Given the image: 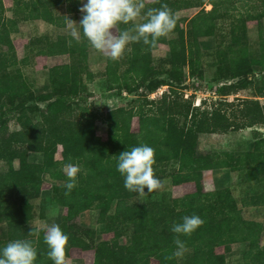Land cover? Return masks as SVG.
<instances>
[{
	"label": "trees",
	"instance_id": "obj_1",
	"mask_svg": "<svg viewBox=\"0 0 264 264\" xmlns=\"http://www.w3.org/2000/svg\"><path fill=\"white\" fill-rule=\"evenodd\" d=\"M78 1H26L23 16L26 19H43L58 26L65 25V15H55L53 8L69 2L72 9ZM227 1H223V10L219 9L220 2L217 0H209L212 5L210 10L203 7L205 0H154L148 8H160L167 4L178 17V28L179 22L187 19L177 15L179 9L202 7L194 14L192 32L201 37L211 35L214 20L227 16L236 7L230 0ZM250 17L253 15L246 18ZM262 17L264 0L263 9L257 15L258 19ZM246 18L239 16L231 22V43L217 60L225 79H237L235 83L223 86L222 91L253 84L248 74L254 71V66L264 67V52L261 58H257L251 52V44H240L242 38H247ZM130 26L120 25L119 28ZM18 27L17 18L5 16L4 3L0 0V45L9 48L0 53V87L9 89L6 95H0V128L10 120L28 127L22 119L31 116V151H35L31 153V161L26 150L0 152V157L8 158L10 167L8 171L0 173V223L5 222L8 226V237L0 241V249L11 241L28 239L37 251L35 264H54L48 257L49 249L44 235H29L32 228L38 229L30 225L36 216L32 201L41 194L42 176L47 173L57 181L67 180L64 186H53L57 202L68 210L63 222L67 227L65 234L69 237L67 256L74 244L84 250L94 248L95 264H150L152 258H156L159 264H228L225 255L216 252V247L229 241H242L249 242L243 253L244 264H264V248L259 242L264 226L241 215L237 200L229 188L205 191L202 182L205 171L223 167L245 173V179L255 190L247 203L264 207V192L260 189L264 183V137L257 142L254 150L241 154L201 151L198 146L199 133L209 128L203 124L210 120L208 118L212 114L206 110L203 111L204 118L196 119L197 113L190 112L193 102L183 98L179 100L178 96L175 100L164 91L157 108L150 109L152 111L149 113L143 108L141 111L124 106L112 109L107 114L108 139L104 140L96 132L93 115L81 121L72 120L77 105L88 97V83L95 78L88 65L90 45L83 34L79 43L70 34H60L56 39L46 37L45 43L41 44L40 49L47 56L69 54L72 58L49 69L50 90L34 97L37 101H48L44 109L25 104L30 98V89L21 70L10 68L16 59L11 35ZM178 31L177 39L168 35L158 41L155 49L160 44H168L171 52V57L160 70L154 65L155 49L142 41L130 42L118 61L107 57L103 81L105 89L132 92L144 86L150 94L167 85L169 90L176 93L175 88L186 80V67L192 77L203 78V71L198 68L201 60L194 51L192 41H186L184 27L178 28ZM227 50L234 55H227ZM260 50H264V41ZM159 72L163 75H159ZM146 101L151 107L156 104L155 100ZM38 114L44 120L34 123ZM135 115L139 116L136 130L132 128ZM22 136L23 141L19 142L25 144L29 136ZM58 143L63 146L61 160L55 157ZM141 144L155 150V175L160 174L165 165L176 164L177 169L172 173L173 182L195 181L197 189L171 202L135 201L139 194L125 188L124 177L117 171V162L120 153ZM18 155L21 161L16 168L12 161ZM67 163L79 165L81 172L77 177V186L66 196L68 177L63 167ZM14 189L22 192L11 203L12 198L7 194L13 196ZM147 191L145 189V194H150ZM90 208L99 209L101 219H107L106 230L115 231L117 236L125 231L130 236L129 241L116 245L101 240L93 246L85 234L93 236L95 232L81 230L75 221L77 216ZM192 215H198L204 221L203 225L190 236L180 235L187 248L182 257L166 259L176 250L174 240L177 234L171 231L173 224L181 223L183 217Z\"/></svg>",
	"mask_w": 264,
	"mask_h": 264
},
{
	"label": "rangeland",
	"instance_id": "obj_2",
	"mask_svg": "<svg viewBox=\"0 0 264 264\" xmlns=\"http://www.w3.org/2000/svg\"><path fill=\"white\" fill-rule=\"evenodd\" d=\"M26 1L31 0H3L5 16L17 18L19 21L18 30L11 35L16 59L15 64L10 68H19L25 77L30 89L28 91L30 98L26 100L25 104L30 106L36 105L45 109L48 101H37L34 97L50 90L49 69L54 65L67 63L72 58L69 54L47 56L42 53L40 46H43L41 44L45 43L43 41H45L46 37L56 39L60 34H70V30L66 24L58 26L43 19L24 18ZM153 1L145 0V10ZM217 1L220 2L219 9L223 10V5L227 0ZM223 1L225 2L223 3ZM230 1L236 7L227 16L214 20L213 32L208 36L197 37L192 33L194 30V14L202 7H182L177 12L179 17L187 18L185 21L179 22L178 28L184 27L186 41H192L194 51L201 60L198 68L203 71L204 77H192L189 74V68L186 67V80L182 85H179V88H175L176 93L173 90H169L170 88L167 85L158 88L153 92L154 94H149L144 86L132 92L106 90L103 81L107 56L90 46L88 65L94 73L95 78L92 82L88 83V97L77 105L78 108L72 114L74 117L72 120L81 121L93 115L92 119L97 134L102 139L107 140L109 129L107 114L112 109L124 106L125 108L133 107L141 111L143 108L144 111L149 113L152 111L150 109L157 108L162 93L167 91L168 96L175 100L177 99L176 96H178L179 100L183 98L184 100L193 102L190 112L197 113L196 119L204 118L205 113L203 111L206 110L210 115L212 114L208 118L210 120L203 124V126H209V128L199 133L198 146L201 151L241 154L254 150L257 142L264 137V67L261 65L254 66V71L248 74V78L254 81L253 84L246 87L237 86L236 88L222 91L223 86H229L235 83L237 79H225L222 76L224 72L222 73L219 70L217 60L220 59L221 52L223 51L224 54L227 46L231 43V22L235 21L239 16L246 18L248 15H253V17L246 18L245 33L247 38H242L240 44H251V52L257 58L262 57L264 50H260V48L262 41H264V17L258 19L257 15L263 9V0ZM86 2L87 0H79L72 6V9L69 2L57 5L53 8L54 14L65 15V17L67 16L76 23H79L84 15L81 13L80 8ZM203 7L206 10H210L212 5L209 0H205ZM143 21L144 16L142 15L138 18L137 22ZM76 27L82 34V29L79 28L78 24ZM178 28L176 26L168 35L173 39H177ZM8 50L7 45H0V53ZM227 53V55H234L233 52H229L228 50ZM170 57L169 45L160 44L154 50L155 67L158 70L162 69ZM159 75L163 74L159 72ZM8 91L7 87H0V95H6ZM150 99L156 102V104H152V107L146 104L148 103L146 100ZM142 104L143 106L141 107ZM43 120L38 114L34 123H41ZM22 122H27L28 127L10 120L9 123L7 122L5 126L0 128V152L10 149L26 150L28 152L27 157L31 161V153L35 152L31 151V116L25 117L22 119ZM138 125L139 116L135 115L132 121V128L136 130L138 129ZM13 133L19 134L14 135ZM24 134L29 136L25 144L19 142L23 141L22 135ZM55 157L59 160L63 158V146L60 143L56 144ZM20 161L21 157L18 155L12 162L17 168L20 166ZM176 167V164L165 165L163 171H160V174L156 175L157 178L164 182L163 187L156 192L143 196L139 195L134 200L138 202L147 200L171 202L173 199H180L186 194L194 192L197 189L195 181H186L178 184L173 182L172 173L174 169H177ZM9 168L8 158L0 157V173L8 171ZM245 177V173L223 167L205 171L202 182L205 191L229 188L237 200L241 215L245 219L258 221L264 226L263 205L255 206L247 203L255 190H253L250 182ZM66 181L65 179L57 181L47 173L42 176L41 194L36 196L32 201L36 216L30 223V225L38 228L39 235H44L47 227L54 223L58 224L64 233L67 232L66 224L64 225L63 222L64 217L68 214V210L57 202L53 193V186L55 184L64 186ZM260 189L261 192H264V183ZM13 192V196L7 194L8 197L12 198L11 203L21 195L22 191L14 189ZM53 210L57 211V215L52 216L50 214ZM75 221L81 230L87 229L95 232L93 236L85 234L86 239L93 243V246L101 240H108L116 245L129 241L130 236L125 231L120 232V236H117L115 231L106 230L107 219H101L99 209L90 208L85 210L76 217ZM7 237L8 226L7 223L2 222L0 223V241ZM259 242L260 246L264 248V229L261 232ZM248 245L249 242L229 241L218 245L216 252L224 254L228 264H244L243 253ZM67 257L68 264H95V249L84 250L72 244L71 253ZM150 264H159V262L156 258H152Z\"/></svg>",
	"mask_w": 264,
	"mask_h": 264
},
{
	"label": "clouds",
	"instance_id": "obj_3",
	"mask_svg": "<svg viewBox=\"0 0 264 264\" xmlns=\"http://www.w3.org/2000/svg\"><path fill=\"white\" fill-rule=\"evenodd\" d=\"M146 8L145 0H87L80 8L83 17L79 23L66 16V25L71 37L80 42L83 37L96 51L118 61L130 42H143L151 49L157 47L161 37L168 36L176 27L178 17L167 4L160 8ZM144 16L143 22H137ZM120 25H131L120 29ZM71 45V41L68 42ZM155 150L147 144L132 147L118 155L117 171L124 177L125 188L140 196L160 190L163 181L156 177L154 171ZM63 171L68 177L65 195H70L77 186V177L81 172L79 165L67 163ZM57 215V211L50 213ZM204 221L198 215L185 216L181 223L173 224L171 231L176 235V250L166 259L179 258L187 251L180 235L190 236ZM29 235L38 236L39 230L33 229ZM44 242L48 246V257L54 264H68L67 249L69 237L58 224L47 227ZM37 251L32 241L17 239L0 249V264H35Z\"/></svg>",
	"mask_w": 264,
	"mask_h": 264
},
{
	"label": "built area",
	"instance_id": "obj_4",
	"mask_svg": "<svg viewBox=\"0 0 264 264\" xmlns=\"http://www.w3.org/2000/svg\"><path fill=\"white\" fill-rule=\"evenodd\" d=\"M152 94H154V93H152Z\"/></svg>",
	"mask_w": 264,
	"mask_h": 264
}]
</instances>
